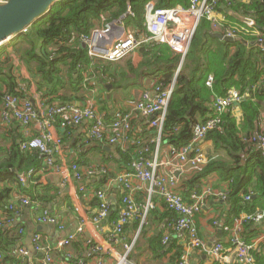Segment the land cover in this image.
<instances>
[{
  "label": "crops",
  "instance_id": "1",
  "mask_svg": "<svg viewBox=\"0 0 264 264\" xmlns=\"http://www.w3.org/2000/svg\"><path fill=\"white\" fill-rule=\"evenodd\" d=\"M217 15L220 18L224 16L225 21L230 25L232 23L229 18L241 24L243 22L238 18H245L230 7L224 6L217 9ZM241 24L239 26H242ZM258 29L260 32L264 31ZM209 34L212 36L211 31ZM24 44L22 41L16 40L6 45V52L13 63L11 74L16 78L18 86L16 91L18 95H13H22L19 98L30 100L39 112H44L51 104L70 103L79 108L91 106L107 123L112 121L118 111L128 113L131 115V128L128 133L129 142L110 145L106 140L100 142L90 137L91 123L88 120L75 124L69 123L65 116L54 119L49 129L52 138L50 148L54 160L53 167L42 168L44 159L41 157L39 162L33 159L34 161L29 164L21 163V165L28 166V171H34L31 180H28L24 185L17 180L19 186L14 183L6 184L12 189V192L7 203L0 209V229L8 234L9 240L17 238V242L11 246V252L16 257H24L25 264H41L47 255L51 257V264H120L122 257V264H172L173 253L164 255L163 251L169 243H174L182 248L177 256L179 257L177 262L217 264L211 253L212 248L217 243L228 246L230 233L224 232L223 228L231 225L234 219L231 215L232 201L229 197L227 200H220L216 195L208 197L205 207L195 215V227L204 242V248L194 249L186 243L185 233L170 232L168 228L170 220L169 216L164 215V203L156 193L149 191L151 188L149 183L133 179L131 180L132 199L136 205L141 207L151 202L155 205V210L151 211L144 221L138 215L131 219L124 227L121 236L113 235L114 223L121 210V201L127 194L117 178L129 172V166L123 163L119 152H128L136 157L142 153L141 147L148 145L149 152L145 157L150 160L156 159L157 162L162 163L159 174L164 176L171 172V166L167 165L171 144L161 138L158 141L157 131L151 127L150 119L142 117L134 110L136 102L144 91H153L156 85L163 84L159 82L163 78L157 77L158 72L155 73L163 65L157 67L152 62L155 67H149L145 58L137 50L127 57L128 61L126 60L124 65L121 60L122 62L119 61L120 63L116 67H113V63L95 61L93 64L89 63L87 70H84L83 65L77 64L76 73L79 77L73 72L70 83L67 79L66 65L64 62H59L58 66L62 73L56 78H60H55L54 83L50 84L43 81V75L36 70V63L26 65L16 56L15 46L21 45V48L25 49L26 45ZM205 45L208 44L205 43ZM147 46L153 47L157 44ZM99 62L102 63L98 66ZM65 63L68 61L65 60ZM182 65L183 62L179 61L173 80L169 84H163L164 86L175 87L176 78ZM200 65L204 66L203 63ZM97 66H105V68L96 70ZM188 68L196 70V67L191 63L188 64ZM200 68H197V71L202 73ZM7 74L11 75L9 70H7ZM2 88L5 86L2 85ZM50 91L54 92L51 94ZM62 99H67V102H62ZM253 102L256 103V100ZM260 108L258 128L263 130L264 103ZM229 111L235 118H240V108ZM200 120L198 119L195 123L201 122ZM38 133L33 125L24 127L14 119H10L9 122L0 119V162L8 158L14 144L19 145L20 148L22 141L32 138ZM107 134L110 135V133ZM105 147L109 150H105ZM203 150L208 161L218 159L227 161L225 153L216 151L211 141L206 140L203 143ZM73 165L83 174L80 181L74 178ZM12 172L17 177L27 173L25 171L18 172L16 167L12 169ZM196 173L198 172L175 174V178L178 179V192L186 203L190 202L192 193L200 192L204 187H210L217 193L227 192L230 183L229 181L224 182L219 173H210L203 179L198 178ZM97 191H102L105 194L109 213L106 218L95 224L92 220L97 215L100 206V201L96 197ZM22 198L28 199L29 203L21 204ZM9 205H13V210L8 209ZM42 211L55 217L57 223L54 225L38 223L37 218ZM7 219H12V222L7 223ZM214 222H218V224L214 225ZM38 226H44L45 231L37 232ZM80 229L81 232H78ZM30 233H33V236L40 234L44 252L29 249L28 236ZM70 235L76 237L69 246L59 251L56 248L57 243ZM166 235H169V241L166 245H162V239ZM241 235L246 242H257L254 257L258 264H264V222L245 225ZM131 243H133L132 249L129 253H125L123 245ZM95 245H98L103 252H95ZM22 249L27 252L26 255L19 253ZM231 264L238 263L233 259Z\"/></svg>",
  "mask_w": 264,
  "mask_h": 264
},
{
  "label": "built area",
  "instance_id": "2",
  "mask_svg": "<svg viewBox=\"0 0 264 264\" xmlns=\"http://www.w3.org/2000/svg\"><path fill=\"white\" fill-rule=\"evenodd\" d=\"M7 1L0 0V5L6 4ZM156 2L151 0L145 6L142 22L139 21L137 14L129 6L126 13L120 17L106 18V16L101 15L98 27L93 29L89 35L80 37V42L86 49L89 63L93 64L95 61L116 63L150 44L167 45L173 53L184 58L195 31L202 20L210 23L213 32L239 42L244 40L248 50L255 49V51L264 55V34L254 26L253 21L243 23L242 26L230 25L225 21L224 16L220 18L217 15V9L220 7H229L234 2L250 3L251 0H189L186 7L176 5L159 9L156 8ZM245 37H253L254 41L250 42ZM262 81V83L252 86L251 92L253 95L257 89H261L264 93V80ZM212 84L213 76L209 75L205 85L211 89ZM173 91V86L158 84L153 91H144L135 104L134 110L142 117L150 119L151 127L157 131L158 141L162 135ZM247 97H249L248 89L241 94L237 89L231 88L225 96L213 98L211 109L215 117L205 122L194 123L191 128L189 142L186 145L170 146L167 165L171 166V172L167 175L159 174L162 163L157 162L156 159L146 158L145 154L148 149L147 147H141L142 153L132 159L129 164V172L117 178L127 194L121 201V210L117 221L114 223V236H121L124 227L137 215L144 221L147 215L155 210V205L151 202L138 207L132 199L131 180L136 179L143 183H149L151 186L149 191L156 193L166 208L174 213L175 219H172L168 224L170 232L185 233L188 246L194 249L204 248V242L199 237L198 230L195 227L194 217L205 207L208 197L216 195L220 200H227V192L217 193L210 187H204L200 192L192 193L190 202L186 203L180 192H178V179L175 178V174L200 172L202 170L210 161L205 157L203 150V143L206 141L207 134L221 126L222 116L225 112L239 109L240 104ZM255 100L256 97L253 96L252 101ZM62 116H65L69 123L75 124L88 120L91 123L89 135L95 141L106 140L110 145L129 142L128 133L131 128V115L128 113L118 111L112 121L107 123L98 111L91 106L79 108L70 103L51 104L47 106L44 112H39L30 100L21 99L19 96L11 94L5 95L2 99L0 109V119L2 121L9 122L10 119H14L24 127L33 125L38 130V135L26 138L21 142L20 149L23 152L37 151L39 156L44 159L42 168L53 167L54 160L50 148L52 138L49 129L54 119ZM176 130L174 129V131ZM107 133H110V135ZM248 142L256 146L259 149L260 156L264 157V129L253 132ZM72 171L77 181L83 178V174L77 170L75 165L72 166ZM33 173V170H29L26 174L19 175L17 177L18 182L24 185L28 180H31ZM96 197L100 201V206L97 215L92 220L95 224L106 218L109 213L105 194L102 191H97ZM244 201H250V195H246ZM28 203V199H21V204L26 205ZM8 208L13 210V205H9ZM37 221L41 225H54L57 223V219L46 211L40 213ZM6 222L11 223L12 219H7ZM263 222L264 212L261 211L251 214L242 213L234 217L232 224L223 228L224 232L230 233L228 246L217 243L212 248L211 253L217 264H231L233 259L238 264H258L254 257L257 242L244 241L241 232L245 225L261 224ZM217 224L218 222H214V225ZM78 232H81V229ZM75 237V235H70L62 239L57 243L56 248L59 251L65 249ZM168 241L169 235L164 236L162 245H166ZM32 247L36 252H44L40 234H35L32 237ZM132 247L133 243L123 245L125 253H129ZM94 251L97 253L103 252L98 245H95ZM19 253L21 255L27 254L23 249ZM121 259L120 264L123 262V257ZM41 264H51V257L45 256ZM175 264L186 263L180 261Z\"/></svg>",
  "mask_w": 264,
  "mask_h": 264
},
{
  "label": "trees",
  "instance_id": "3",
  "mask_svg": "<svg viewBox=\"0 0 264 264\" xmlns=\"http://www.w3.org/2000/svg\"><path fill=\"white\" fill-rule=\"evenodd\" d=\"M150 1L59 0L46 16L36 21L26 29L24 34L14 40L22 41L26 45L25 49H22L21 45L15 46L16 52L20 53L17 56L26 65L36 63L37 72L43 75L45 83L50 84H53L54 79L61 75L62 72L58 64L64 62L67 67V79L71 83L73 72L78 76L76 65L81 64L84 66L83 69L87 70L89 64L86 49L82 46L80 37L89 35L93 29L98 27L100 16L120 17L126 13L129 6L142 22L145 6ZM156 1L157 9L176 5L186 7L189 3V0ZM229 7L241 16L252 20L255 27L264 30V1L234 2ZM229 20L234 25L241 24L233 21L232 18ZM210 31H212L211 25L206 20H202L195 31L182 69L176 78L161 139L175 147L186 145L190 139V127L193 123L198 119L205 122L215 117L211 109L212 98L225 96L231 88L237 89L241 94L248 89V99L240 104V118H235L228 110L222 116L221 126L207 134L206 140L212 142L216 151L225 153L227 161L210 160L196 174L198 178L203 179L210 173L217 172L224 182L229 181L230 184L226 191L227 197L232 201L231 215L233 217L242 213L264 212V157L260 156L256 146L248 142L253 132L259 131L258 119L261 114L260 106L264 101V93L261 89H257L253 95L251 88L264 80V55L255 49L248 50L244 40L234 43L219 41L210 36ZM261 33L264 34V31ZM245 39L250 42L254 41L253 37H245ZM138 51L145 58L149 67H155L153 63L157 67L163 65L155 71V73L158 72L157 77L163 78L159 82L171 83L175 69L181 60L179 55H174L167 45L144 46ZM65 60L68 63H65ZM200 62L204 66L200 65ZM101 63L99 62L98 66ZM189 63L193 64L196 70H190ZM12 64L11 57L7 54L5 47L0 48V104L5 95H18L16 93L18 89L16 78L11 74ZM98 66L95 67L96 70L105 68V66ZM197 68H200L202 73L198 72ZM7 70H9L10 76L7 74ZM209 75L213 76L211 89L205 85ZM2 85L5 88H2ZM53 92L50 91L51 94ZM19 96L22 97V95ZM253 96L257 99L256 103L252 101ZM62 102H67V99ZM174 129L177 130L174 131ZM147 149L148 153V145ZM119 153L124 161L122 162L129 166L134 156L128 152L120 151ZM40 157L37 151L23 152L19 145L12 146L8 158L0 162V209L7 203L12 192V189L6 184L20 185L16 179L17 175L12 172V169L16 167L18 172H27L28 166L21 165V163L29 164L34 161L33 159L39 162ZM246 195H250V201H244ZM163 206L165 207L164 215L169 216L170 221L175 219L174 213L168 210L165 205ZM16 242L17 238L9 240L8 234L0 229V264H25L24 257H16L11 252V246ZM180 251H182L181 247L169 243L163 254L171 255L173 253L171 263L175 264L180 262H177Z\"/></svg>",
  "mask_w": 264,
  "mask_h": 264
},
{
  "label": "water",
  "instance_id": "4",
  "mask_svg": "<svg viewBox=\"0 0 264 264\" xmlns=\"http://www.w3.org/2000/svg\"><path fill=\"white\" fill-rule=\"evenodd\" d=\"M58 1L59 0H8L6 4L0 5V48L3 44L8 42L11 36H21L24 34L28 27L46 16ZM238 20L243 23L251 22L248 18H238ZM211 35L223 42H236V40L220 33L211 32ZM182 62L183 58L181 59V63ZM104 149L109 150L107 147ZM36 231L44 232L45 227L38 226ZM32 237L33 233H30L28 236V244L29 249L33 251Z\"/></svg>",
  "mask_w": 264,
  "mask_h": 264
},
{
  "label": "rangeland",
  "instance_id": "5",
  "mask_svg": "<svg viewBox=\"0 0 264 264\" xmlns=\"http://www.w3.org/2000/svg\"><path fill=\"white\" fill-rule=\"evenodd\" d=\"M107 17H108V16H107ZM108 18H110V17H108ZM17 54L19 55L20 53H16V56H17ZM126 60L128 61V58H125V59L123 60V65L125 64L124 62H125ZM121 62H122V61H121ZM119 63H120V62L113 63V64H114L113 67H116V65H119ZM104 64H107V63H104ZM77 77H78V76H77ZM81 84H82V83H81ZM256 102H257V99H256ZM263 103H264V102H263Z\"/></svg>",
  "mask_w": 264,
  "mask_h": 264
},
{
  "label": "bare ground",
  "instance_id": "6",
  "mask_svg": "<svg viewBox=\"0 0 264 264\" xmlns=\"http://www.w3.org/2000/svg\"><path fill=\"white\" fill-rule=\"evenodd\" d=\"M17 38H18V35H17V36H11L10 39L8 40V42L10 41V43H11L12 41H14V40L17 39ZM8 42H7V43H8ZM7 43H6V44H7ZM6 44H3V46H2L1 48L3 49V47H5L4 45H6Z\"/></svg>",
  "mask_w": 264,
  "mask_h": 264
},
{
  "label": "clouds",
  "instance_id": "7",
  "mask_svg": "<svg viewBox=\"0 0 264 264\" xmlns=\"http://www.w3.org/2000/svg\"><path fill=\"white\" fill-rule=\"evenodd\" d=\"M252 21V20H251ZM257 28V27H256ZM258 29V28H257ZM259 30V29H258ZM211 32H213V31H211ZM213 33H215V32H213ZM236 42H239V41H236ZM7 48V46H5V49ZM185 58V57H184ZM184 58H183V61H184ZM181 59H182V57H181ZM181 61V60H180ZM9 209V208H8Z\"/></svg>",
  "mask_w": 264,
  "mask_h": 264
}]
</instances>
